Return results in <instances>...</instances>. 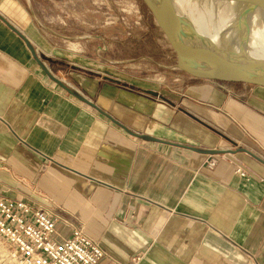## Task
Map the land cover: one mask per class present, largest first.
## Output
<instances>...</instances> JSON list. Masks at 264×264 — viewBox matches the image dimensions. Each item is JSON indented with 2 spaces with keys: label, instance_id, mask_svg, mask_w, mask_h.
Instances as JSON below:
<instances>
[{
  "label": "crops",
  "instance_id": "crops-1",
  "mask_svg": "<svg viewBox=\"0 0 264 264\" xmlns=\"http://www.w3.org/2000/svg\"><path fill=\"white\" fill-rule=\"evenodd\" d=\"M0 16L1 199L57 217L56 242L82 230L105 253L99 264H264V89L195 83L183 94L116 68H70L17 0H0ZM4 20L95 107L49 79Z\"/></svg>",
  "mask_w": 264,
  "mask_h": 264
},
{
  "label": "rangeland",
  "instance_id": "rangeland-1",
  "mask_svg": "<svg viewBox=\"0 0 264 264\" xmlns=\"http://www.w3.org/2000/svg\"><path fill=\"white\" fill-rule=\"evenodd\" d=\"M17 1L30 16L34 15L53 33H48L51 46L65 50V54H59L64 58L55 59L59 64L67 63L72 68L80 61L86 72L116 68L137 80L159 82L176 93L184 94L195 83L221 85L245 96L256 93L255 89L257 94L261 93L262 88L256 85L195 77L191 61L197 58V52L193 51L196 47L182 35L177 36L180 46H173L141 0ZM228 43L225 41L222 45L227 46ZM79 45L80 54H84L87 60L74 56L73 52H77ZM94 47L102 50L100 61L88 59L92 57ZM53 61L52 57L48 64ZM179 79H182V84ZM0 264H10L8 245L1 239Z\"/></svg>",
  "mask_w": 264,
  "mask_h": 264
},
{
  "label": "water",
  "instance_id": "water-1",
  "mask_svg": "<svg viewBox=\"0 0 264 264\" xmlns=\"http://www.w3.org/2000/svg\"><path fill=\"white\" fill-rule=\"evenodd\" d=\"M141 1L150 11L159 29L171 42L172 40L178 42V35H182L188 40V35L195 37L197 46L194 45L196 48L195 50L193 49V51L196 53L197 48L202 50L205 58V65L209 72V75L207 76L193 73L195 77L224 83H244L256 85L257 87L264 89V0ZM172 17H176L175 21H172ZM168 18L174 23L170 24ZM0 19L3 20L1 16ZM5 22L12 31L17 33L23 39L33 59L42 71L49 77V79L67 91L72 97L87 105L95 107L79 93L54 78L39 58L36 49L33 47L31 42L24 35L19 33L10 23L7 21ZM207 29L211 31L213 36L218 41H221H219L218 45H213L206 38L208 36ZM225 41L230 43H228L227 46L224 45V47L222 42ZM178 45L180 46L179 42ZM175 47L178 48V46ZM230 49L234 52V54L230 51ZM217 52L229 54L232 59L238 61L239 63H242L240 61H243V68L246 73L245 77L235 78L217 73L212 64L209 62L211 61V55ZM239 54H241L244 59L240 60L237 58L236 55ZM107 118H109L113 123L118 124L111 117ZM122 128L130 133V131L126 128ZM131 134L135 135L133 133ZM137 137L146 141L160 142L158 139L148 136L138 135ZM186 148L191 151L210 156L234 152L230 150H202L193 147ZM239 151L249 153L245 149H239ZM260 162L264 163L262 160Z\"/></svg>",
  "mask_w": 264,
  "mask_h": 264
},
{
  "label": "built area",
  "instance_id": "built-area-1",
  "mask_svg": "<svg viewBox=\"0 0 264 264\" xmlns=\"http://www.w3.org/2000/svg\"><path fill=\"white\" fill-rule=\"evenodd\" d=\"M215 162L212 158L208 165ZM236 171L246 177L243 167ZM56 223L39 204L0 198V239L8 245L10 264H99L105 253L97 241L76 229L56 242Z\"/></svg>",
  "mask_w": 264,
  "mask_h": 264
},
{
  "label": "bare ground",
  "instance_id": "bare-ground-1",
  "mask_svg": "<svg viewBox=\"0 0 264 264\" xmlns=\"http://www.w3.org/2000/svg\"><path fill=\"white\" fill-rule=\"evenodd\" d=\"M175 19H176V17H172V21H175ZM168 20H169V18H168ZM169 21L171 23H174L171 20H169ZM207 33H208V36L206 38L213 45H218L220 40L218 41L213 36L211 31H209L208 29H207ZM188 36H189L190 43L197 46L195 37L192 35L191 36L188 35ZM178 40H179V37H178ZM172 43L174 46H179L178 42L175 40H172ZM196 56H197V58L195 60L191 61V66H194V67H192L193 72H195L199 75H205V76L209 75V72H208L206 65H205V58H204L203 52H202V50H200V48L199 49L197 48ZM236 57L239 58L240 60L244 59L241 54L236 55ZM210 60L211 61H209V62L212 64L215 71L219 74H222V75H225L228 77H235V78H242V77H245V75H246L245 70L243 68V61H240L242 63H239L238 61L232 59L231 55H229V54H222V53L217 52V53H214L211 55ZM244 65H246V64H244Z\"/></svg>",
  "mask_w": 264,
  "mask_h": 264
}]
</instances>
